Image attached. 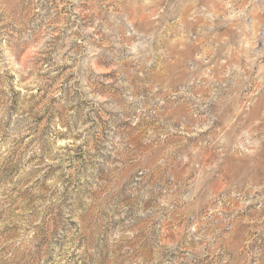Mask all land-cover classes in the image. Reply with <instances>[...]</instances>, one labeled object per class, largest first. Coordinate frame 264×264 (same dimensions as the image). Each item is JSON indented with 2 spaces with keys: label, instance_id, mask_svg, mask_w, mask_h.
<instances>
[{
  "label": "rangeland",
  "instance_id": "374dc122",
  "mask_svg": "<svg viewBox=\"0 0 264 264\" xmlns=\"http://www.w3.org/2000/svg\"><path fill=\"white\" fill-rule=\"evenodd\" d=\"M0 264H264V0H0Z\"/></svg>",
  "mask_w": 264,
  "mask_h": 264
}]
</instances>
